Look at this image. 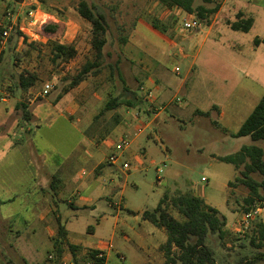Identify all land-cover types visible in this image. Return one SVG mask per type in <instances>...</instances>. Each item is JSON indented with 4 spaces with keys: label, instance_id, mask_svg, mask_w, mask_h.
Instances as JSON below:
<instances>
[{
    "label": "rangeland",
    "instance_id": "obj_1",
    "mask_svg": "<svg viewBox=\"0 0 264 264\" xmlns=\"http://www.w3.org/2000/svg\"><path fill=\"white\" fill-rule=\"evenodd\" d=\"M79 1L36 0L51 16L48 22L58 25L56 35H47L44 24H29L25 7L0 0V22L15 23L26 36L11 32L0 43V264H96L89 255L95 245H104L100 250L105 264H165L158 245L167 234L143 219L142 213L153 210L165 193L187 191L202 196L227 217L226 237L211 235L208 240L218 263L253 254L256 248L249 236L264 209L243 224L249 190L235 180L242 166L238 169L218 156L253 143L250 136H231L244 116L231 114L229 100L235 104L241 88L252 84L249 78L264 74V43L253 50L256 35L264 36V0H235L239 8L256 14L253 28L238 32L239 43L233 31L219 32L235 14L233 0L224 4V0H194L195 7L204 5L208 10L220 4L218 19V11L199 17L197 10L190 14L161 0H87L110 16L104 57L98 69L65 92L83 65L94 59L92 26L78 13ZM191 16L201 22L199 30L184 27ZM215 19L211 36L205 37ZM154 21L167 31L155 29ZM121 35L129 43L120 42ZM56 41L75 46V57L54 60ZM134 43L149 53L154 67L148 70V65L133 61L132 53L142 55ZM237 44L242 45L241 52L232 47ZM26 71L39 76L29 90L18 85L19 74ZM50 81L53 90L40 95ZM142 85L151 90L153 101L146 98ZM126 89L136 93L135 106L124 104L101 113L112 96L132 93ZM16 100L27 106L29 120L22 107H12ZM219 103L230 112L224 120L219 118ZM120 109L135 115L123 117ZM206 111L209 116L202 113ZM125 119L129 130L120 125ZM125 135L130 146L110 165L108 158ZM256 143L264 148V141ZM98 162L105 163L100 175ZM68 163L74 183L54 194L49 190L51 174ZM230 181L234 183L229 185ZM42 187L53 197L43 195ZM44 197L45 204L56 206L51 216L61 215L71 230L70 239L80 244H75V251L66 236L59 232L56 240L51 236L41 218L48 206L40 203ZM70 199L79 206H71ZM83 203L88 206L82 207ZM171 212L183 219L173 208Z\"/></svg>",
    "mask_w": 264,
    "mask_h": 264
},
{
    "label": "trees",
    "instance_id": "obj_2",
    "mask_svg": "<svg viewBox=\"0 0 264 264\" xmlns=\"http://www.w3.org/2000/svg\"><path fill=\"white\" fill-rule=\"evenodd\" d=\"M12 1L19 4L23 0ZM161 2L168 7L182 8L190 14H193L197 10L199 17H205L207 12L213 13L218 11L220 5L217 4L208 10L204 5L195 7L194 0H161ZM77 11L84 19L91 23V42L94 59L87 61L83 65L79 73L72 78L68 87L65 88V92L79 85L93 69L96 70V68L98 69L102 65L104 47L107 43L106 35L110 30V16L98 5L90 3L87 0H80ZM237 17L236 21L230 23L231 28L248 32L253 25V18L243 17L241 13ZM8 23H11V21ZM152 26L162 32L167 31L166 27H161L155 21L152 23ZM57 28L58 25L55 22H47L42 26V31L47 35H56ZM16 31L17 34H21L15 25L12 32ZM1 34L2 30L0 29ZM21 36H23V39L26 38L23 34ZM119 39L124 44L127 42V38L123 35ZM254 41L257 43V38ZM53 51L54 60L61 59L62 61H68L77 54L75 46L58 41L54 43ZM38 78L39 76L36 72H22L18 77V85L21 89L27 90L37 82ZM126 90L128 93L131 91L129 89ZM60 97L59 95L58 99ZM136 101L137 95L134 91L130 95L124 93L122 97L112 96L106 102L101 113L116 109L124 104L133 107ZM17 107L24 109L25 119L29 120L31 118V114L27 111L25 104L19 103ZM202 113L209 116L208 111ZM231 136H250L253 143L243 145L234 153L219 155L218 159L231 163L238 169L242 166L235 180L245 185L249 190L248 195L244 198L245 213L254 210L256 206L264 209V148L256 143L264 141V94L253 111L241 124L240 128L232 133ZM102 167L103 165L98 168V171ZM233 183V181H230L229 185ZM53 186L55 187V184ZM171 208L177 211L183 219L176 217L171 212ZM142 217L156 227L163 228L166 231L167 239L160 245V249L164 252L165 264H258L264 261V214L255 224L253 235L249 236V242L256 248V251L253 254L240 255L232 262L225 261L222 263L217 262L215 250L208 240L211 235H217L220 240L226 237L227 217L218 208L207 203L202 196L190 191L176 192L174 194L165 193L153 210L143 211ZM89 229L91 228L89 227ZM58 230L61 237L66 236V229L62 223L59 224ZM70 246L73 251L76 250V246ZM99 252L100 250L98 249H91L89 252L91 259L96 264L105 261V256L101 258L97 257Z\"/></svg>",
    "mask_w": 264,
    "mask_h": 264
},
{
    "label": "crops",
    "instance_id": "obj_3",
    "mask_svg": "<svg viewBox=\"0 0 264 264\" xmlns=\"http://www.w3.org/2000/svg\"><path fill=\"white\" fill-rule=\"evenodd\" d=\"M234 1V3H233V8H235L236 7V11L234 12L235 14L233 15V18H229V20L227 19V23H225V24H223V25H221V28L219 29V32L222 34V32L223 33H227V32H229L230 30L231 31H233V34H232V37H234V39L235 38H239V34H238V32H240V30H234V29H232L231 28V25H230V23L231 22H234V21H236L237 19H238V15H236V14H239V13H241V14H243V17H252L253 18V25H252V27L250 28V30L253 28V26H254V24H255V22H256V17H255V15H254V12H252V11H247L246 9H244L243 7H241V8H239V6L238 5H236L235 4V0H233ZM250 0H248V2H249ZM226 2V0H224V2H223V4ZM223 6V5H222ZM221 10H222V7H220V9L218 10V15L216 16V19H218V17H219V15H220V13H221ZM231 14H229L228 16H230ZM216 19L212 22V24H210L209 26H208V29H207V31H206V33H205V37H210L211 36V33H212V28H213V26H214V23L216 22ZM249 30V31H250ZM248 31V32H249ZM242 32H244V31H242ZM245 33H247V32H245ZM155 35V34H154ZM157 36V35H156ZM159 38H161L160 36H158ZM257 38V43L255 42V41H253L254 42V44H256L257 45V47L256 48H253V50H257V48L261 45V44H263L264 43V36H260V35H256V37H255V39ZM162 39V38H161ZM254 39V40H255ZM236 40V39H235ZM237 41V40H236ZM127 42H128V40H127ZM126 42V43H127ZM238 43H239V41H237ZM125 43V44H126ZM129 43V42H128ZM172 45L173 46H176V42H174L173 40H172ZM134 45H135V43H134ZM153 44H149V46H152ZM126 47H128L127 45H126ZM135 47L137 48V50H139L140 48H138L136 45H135ZM232 47L233 48H235V49H237L239 52H241V50H240V48L242 47V45H240V44H237V45H232ZM125 51H127V49H125ZM135 51V50H134ZM141 53H142V55H140V56H138L137 54H133L132 53V58H133V61H136V62H138V63H141V64H144L145 66H147L148 65V70L150 69V68H152V66L154 67V65H153V58H151L150 56H149V53L147 54V52H145V50H139ZM156 63V62H155ZM144 66V67H145ZM258 76V77H257ZM246 77H247V75H246ZM147 80H149V81H151V83H154V80L151 78V77H148L147 78ZM249 82H251L252 84L250 85V86H248V87H245V88H241L242 89V91L240 92V94H239V96H240V100L239 101H237V100H235V104H233V100L232 99H230L229 101L231 102L230 103V105H229V110H230V112H231V114H232V112L234 111V112H237L238 114H243V116H244V118L243 119H240V123H239V126H241V124L244 122V120L249 116V114L253 111V109H254V107L257 105V103L259 102V100L261 99V97H262V95L264 94V74H258V75H256V77H250L249 78V80H248ZM256 83V84H255ZM31 88V87H30ZM29 88V89H30ZM28 89V90H29ZM11 100L12 99H9V101H8V105L11 103ZM17 104H18V102H17V100L15 101V103L13 104V108H16L17 107ZM156 105H158V104H156ZM216 105V104H215ZM218 107H219V118L221 119V120H224L225 118H226V116H228L229 114H230V112L228 111V106L226 105V104H218L217 105ZM121 110H122V113H121V115L124 117V116H128L129 114H132L133 116L135 115L134 114V112H133V110H127V109H120V112H121ZM233 112V113H234ZM136 118V117H135ZM135 118H134V121H135ZM131 119V115H130V117H129V120ZM121 126H123L124 127V129L125 130H129V121H128V119L126 120H124V123H121L120 124ZM240 128V127H239ZM227 133L228 134H230L229 133V131H227ZM232 134V133H231ZM243 146V145H242ZM242 146H240V147H238V149L237 150H239ZM236 150V151H237ZM100 154H102V153H100ZM213 154H215V153H213ZM99 154H98V158H99ZM101 156H103V155H101ZM99 164V166L97 167V172H98V174L100 175L101 174V172H100V170L105 166V163L104 162H98ZM104 163V164H103ZM101 165H103V167L102 168H100L99 169V171H98V168L101 166ZM111 165V164H110ZM73 168L71 167V163H68V164H61L60 166H58L56 169H55V171L51 174V178H52V181H50V183H49V185H50V187H49V190H52L53 192H54V194H57V192L59 193L60 191H62V190H64L65 188H67V186H69L70 185V183L71 182H73L74 183V181H73ZM88 183H92V182H88ZM53 184H55V187L53 186ZM45 189V187H42V190H43V195H46L47 196V193H48V196H51L50 195V191H47L46 189ZM47 196V197H48ZM47 197H44L43 199H42V201L40 202L41 204H43V205H48V204H45V202H44V200L47 198ZM51 197H53V196H51ZM11 199H9L8 201H10ZM68 202H69V204L71 205V206H74V207H78L79 205L78 204H76V202H75V200L74 199H70V200H67ZM84 201H87V202H89V199L88 198H84ZM84 201H82V202H84ZM82 207H87L88 205L86 204V203H83V205H81ZM56 206H54V205H48L45 209H44V211H43V213H42V220H45L46 221V223L48 224V228H49V232H50V234H51V236L53 237V239H55L56 240V236H57V232H58V228H59V224L60 223H62L63 225H64V227H65V229H66V240H68V242L71 244V245H74V246H76V245H80V244H77L76 242H74V241H72L71 239H70V234H71V230H70V228H69V226L67 225V223L66 224H64L63 223V219H62V216L61 215H59V214H57L56 216H54V214H53V216H51V213H52V211L53 210H56V208H55ZM161 229H163V228H161ZM90 230V229H89ZM164 230V229H163ZM165 231V230H164ZM166 232V231H165ZM166 239H167V236H166V238H165V240L163 241V242H165L166 241ZM162 242V243H163ZM162 243H160L159 245H158V251L160 252V258L162 259V262L163 261H165V257H164V252L160 249V245L162 244ZM76 244V245H75ZM82 246H87V245H82ZM104 245H95V246H92L91 248L92 249H98V250H100V249H102V247H103ZM78 247L76 246V249H77ZM75 254V253H74Z\"/></svg>",
    "mask_w": 264,
    "mask_h": 264
},
{
    "label": "built area",
    "instance_id": "obj_4",
    "mask_svg": "<svg viewBox=\"0 0 264 264\" xmlns=\"http://www.w3.org/2000/svg\"><path fill=\"white\" fill-rule=\"evenodd\" d=\"M19 5L21 7H25L26 9V14L27 17L29 18V24H31V26H38L41 27L43 24L47 23L48 21L51 20V16L48 15L47 13H45L38 5H36V0H23L21 3H19ZM53 19V18H52ZM14 25L15 23L11 22V23H2L0 22V29L2 30V34L1 36V41L0 43L3 44L4 41L9 37V35L11 34L12 30L14 29ZM201 22L198 20L197 17L195 16H191L189 19H186L184 21V27L188 30L191 29H197L199 30L201 28ZM21 29H25V27H21ZM31 31V34L35 35V32ZM54 88V83L52 81L45 83L40 95H46L48 94L51 90H53ZM141 90L147 91V96L146 98L148 100L153 101V95L151 90H146L145 86H141L140 87ZM136 116H139L138 113H136ZM130 146V139H128V136H123L122 139L119 141V143H117L116 145V152H114L113 154H111L108 158V161L110 164L114 165L117 163L118 159H119V153H123L124 151H126V149H128V147ZM123 167L125 169H129L130 168V164L128 162H124L123 163ZM158 171H162V169H158ZM203 180H206V178H202ZM261 210L260 206H256V208L254 210H251L249 212L245 213L244 216V220H243V224H248L249 220L255 215L257 214L259 211ZM104 256V252L102 250H100V252L97 254V257L101 258ZM50 258H53L52 255H50ZM64 264H67L66 262H64ZM98 264H105V261H102Z\"/></svg>",
    "mask_w": 264,
    "mask_h": 264
}]
</instances>
